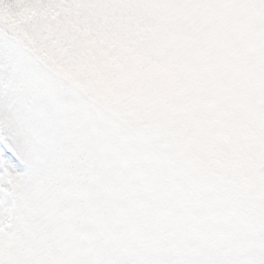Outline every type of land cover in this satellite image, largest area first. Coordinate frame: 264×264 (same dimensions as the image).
Wrapping results in <instances>:
<instances>
[{
    "label": "snow or ice",
    "instance_id": "snow-or-ice-1",
    "mask_svg": "<svg viewBox=\"0 0 264 264\" xmlns=\"http://www.w3.org/2000/svg\"><path fill=\"white\" fill-rule=\"evenodd\" d=\"M0 264H264V0H0Z\"/></svg>",
    "mask_w": 264,
    "mask_h": 264
}]
</instances>
